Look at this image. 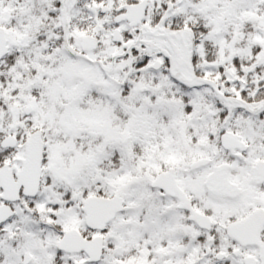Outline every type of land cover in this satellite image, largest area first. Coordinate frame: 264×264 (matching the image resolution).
Returning <instances> with one entry per match:
<instances>
[{"label": "snow or ice", "instance_id": "1", "mask_svg": "<svg viewBox=\"0 0 264 264\" xmlns=\"http://www.w3.org/2000/svg\"><path fill=\"white\" fill-rule=\"evenodd\" d=\"M0 264H264V0H0Z\"/></svg>", "mask_w": 264, "mask_h": 264}]
</instances>
